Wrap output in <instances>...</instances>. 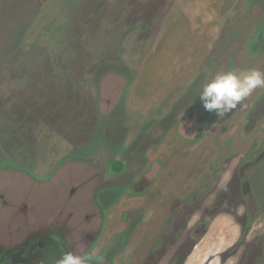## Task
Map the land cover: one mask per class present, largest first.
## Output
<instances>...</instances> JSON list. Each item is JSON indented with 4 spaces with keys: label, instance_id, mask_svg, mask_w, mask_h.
Returning a JSON list of instances; mask_svg holds the SVG:
<instances>
[{
    "label": "rangeland",
    "instance_id": "rangeland-1",
    "mask_svg": "<svg viewBox=\"0 0 264 264\" xmlns=\"http://www.w3.org/2000/svg\"><path fill=\"white\" fill-rule=\"evenodd\" d=\"M253 67L264 0H0V247L264 264V88L223 118L198 96Z\"/></svg>",
    "mask_w": 264,
    "mask_h": 264
},
{
    "label": "clouds",
    "instance_id": "clouds-1",
    "mask_svg": "<svg viewBox=\"0 0 264 264\" xmlns=\"http://www.w3.org/2000/svg\"><path fill=\"white\" fill-rule=\"evenodd\" d=\"M257 88H264V70L249 68L237 71L227 69L215 73L199 90V98L208 112L219 118L231 113ZM93 257L65 251L56 264H92Z\"/></svg>",
    "mask_w": 264,
    "mask_h": 264
},
{
    "label": "flooded vegetation",
    "instance_id": "flooded-vegetation-1",
    "mask_svg": "<svg viewBox=\"0 0 264 264\" xmlns=\"http://www.w3.org/2000/svg\"><path fill=\"white\" fill-rule=\"evenodd\" d=\"M112 168L119 171L121 165L120 163H114ZM29 218H23L22 216L21 224L22 221H24V225H21L22 230H27L28 227L30 230L34 229L35 217L33 210L29 215ZM50 228L51 227L43 228V231H41L42 233L37 232L28 235V237L23 240L20 245V247L23 246V248L18 250L14 255L11 251L14 249L15 245L12 248H9L8 246H1L0 264H56V261L65 251H72L76 253L75 243L69 244L61 235L57 233L58 231L56 228ZM16 229H19V227Z\"/></svg>",
    "mask_w": 264,
    "mask_h": 264
}]
</instances>
